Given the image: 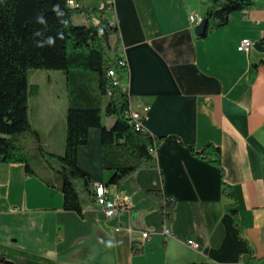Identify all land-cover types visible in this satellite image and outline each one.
Wrapping results in <instances>:
<instances>
[{
  "label": "crops",
  "instance_id": "obj_1",
  "mask_svg": "<svg viewBox=\"0 0 264 264\" xmlns=\"http://www.w3.org/2000/svg\"><path fill=\"white\" fill-rule=\"evenodd\" d=\"M110 4L119 28L110 43L119 41L117 54L128 69L121 85L134 109L150 108L144 125L162 139L157 167L106 187L110 199L127 198L129 206L109 218L86 191L80 216L63 208L59 182L49 177L57 187L48 186L42 176H28L22 163H0V264H244L249 253L264 260V0L233 13L226 26L203 38L189 17L205 19L215 0ZM75 19L90 21L84 13ZM246 38L254 41L249 53L238 50ZM49 82L53 88L38 84L30 119L48 148L66 139L69 104L66 75ZM208 143L221 148L226 193L220 169L187 147L201 151ZM77 161L96 184L108 179L100 129L89 130ZM151 189L175 202L172 222L165 221V202L150 196ZM109 240L115 246L108 247Z\"/></svg>",
  "mask_w": 264,
  "mask_h": 264
},
{
  "label": "trees",
  "instance_id": "obj_2",
  "mask_svg": "<svg viewBox=\"0 0 264 264\" xmlns=\"http://www.w3.org/2000/svg\"><path fill=\"white\" fill-rule=\"evenodd\" d=\"M104 1L106 5L102 9L83 6L73 9L68 0H0V163H22L28 176H40L28 161L24 142L25 134L33 133L50 167L57 170V165L65 171L61 172L63 179L58 186L63 194V208L80 216L87 205L82 191L95 198L93 187L96 183L77 161L78 148L88 143L91 128L101 130L103 168L109 174L101 183L106 187L121 185L140 169L157 167V159L150 148L162 140L148 131L136 130L130 123L127 115L131 107L129 93L122 85H115L109 76L110 69L115 66L122 81L128 69L126 62L120 64L119 41L114 47L110 43L112 35L118 36L119 28L110 23L112 0ZM253 4L251 0H215L208 10L206 18L210 25L202 38L226 26L233 13L245 11ZM57 6L60 15L53 11ZM77 13L86 14L90 20L88 24H75L73 16ZM98 14V21L93 22L92 17ZM41 16L44 23L37 19ZM49 37L54 39L53 45L46 43ZM112 49L115 58L108 55V50ZM30 69L60 71L67 77L69 104L63 154L49 151L31 124L30 88L35 95L39 86H30ZM105 117H114V123L104 124ZM187 147L193 155L220 169L226 193L228 185L224 181L221 148L212 143L201 151L193 145ZM42 180L48 186L57 187L50 178L42 177ZM148 194L165 202V221L172 222L175 202L166 198L160 189H151ZM234 219L240 229L236 213ZM134 253H138L136 248ZM243 262L264 264L263 259L252 253L245 255Z\"/></svg>",
  "mask_w": 264,
  "mask_h": 264
},
{
  "label": "built area",
  "instance_id": "obj_3",
  "mask_svg": "<svg viewBox=\"0 0 264 264\" xmlns=\"http://www.w3.org/2000/svg\"><path fill=\"white\" fill-rule=\"evenodd\" d=\"M202 1H207V0H202ZM251 1H259V0H251ZM68 5L70 8H79L80 5L75 1V0H68ZM113 6L111 4L110 10L112 11ZM190 22L194 25L197 26L199 25L203 19L197 15H190ZM111 25H117L116 21L114 19L111 20ZM254 46V41L251 39H243L241 43L238 46V50L241 52H246L249 53L251 49ZM120 64H125V61L121 60ZM118 72L113 66L110 71H109V76H111L114 79V84L115 85H121V80L118 76ZM125 89V88H124ZM149 107L146 105H140L137 109H134L132 106L129 109L128 112V118L130 119V123L135 127L136 130L138 131H143L147 132V129L144 125V121L146 119L147 113L149 111ZM150 152L152 153L153 156L156 157L157 154V145H154L150 148ZM95 201L96 203L103 209L107 217H114L118 213H120L122 210L128 209V199L127 198H118V199H110L107 193V188L104 184L102 183H97L95 184ZM168 232L166 231V234ZM149 237L148 232L143 233V239H146ZM190 246L193 248H198V244L195 243L193 240H189L187 242Z\"/></svg>",
  "mask_w": 264,
  "mask_h": 264
},
{
  "label": "rangeland",
  "instance_id": "obj_4",
  "mask_svg": "<svg viewBox=\"0 0 264 264\" xmlns=\"http://www.w3.org/2000/svg\"><path fill=\"white\" fill-rule=\"evenodd\" d=\"M90 4H95L91 1H87ZM94 6V5H92ZM81 13H77L76 15H79ZM76 24H79V21L75 19ZM108 55L112 57V51L108 50ZM62 72L60 71H53V70H40V69H30L28 71V79L30 86L33 84H40L41 86H46L48 88H53V83L49 82V78L54 79L55 77H58L61 75ZM34 93H32L30 88V98H29V105H30V119H33L34 110L36 103L34 102ZM61 112V106L58 101L57 105V113L59 114ZM60 116V114H59ZM115 121L114 117H105L104 118V124L111 126ZM42 143L45 146L46 139H44L43 135L41 137ZM24 142L26 144V153L27 158L32 166V168L37 172L38 175L42 177H50L52 180H55L57 182H62L63 174L61 172H65L61 167H57V170H54L50 167V165L45 161L44 157L41 155L39 151V142L37 141L36 136L33 133H26L24 136ZM64 146V147H63ZM46 147V146H45ZM49 151L55 152L58 154H63L65 150V140L63 144L58 143L55 147H46Z\"/></svg>",
  "mask_w": 264,
  "mask_h": 264
},
{
  "label": "water",
  "instance_id": "obj_5",
  "mask_svg": "<svg viewBox=\"0 0 264 264\" xmlns=\"http://www.w3.org/2000/svg\"><path fill=\"white\" fill-rule=\"evenodd\" d=\"M209 19L205 18L203 21L196 26L195 32L197 36H203L205 35L207 29H208Z\"/></svg>",
  "mask_w": 264,
  "mask_h": 264
},
{
  "label": "clouds",
  "instance_id": "obj_6",
  "mask_svg": "<svg viewBox=\"0 0 264 264\" xmlns=\"http://www.w3.org/2000/svg\"><path fill=\"white\" fill-rule=\"evenodd\" d=\"M57 9H58V6H57L56 8H54L53 11H57ZM57 14L60 15L61 13H59V12L57 11ZM37 19H38V21H39L40 23H44V20H43V17H42V16H41V17H38ZM46 43H47L48 45H53V44H54V39L51 38V37H49V38L47 39ZM38 46H43V45H42V44H38ZM107 246H108V247H113V246H115V245H114V242H113V241L109 240V241L107 242Z\"/></svg>",
  "mask_w": 264,
  "mask_h": 264
}]
</instances>
